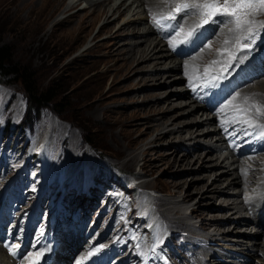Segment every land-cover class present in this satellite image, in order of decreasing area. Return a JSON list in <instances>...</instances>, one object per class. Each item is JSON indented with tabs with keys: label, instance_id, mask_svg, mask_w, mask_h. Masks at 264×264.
Segmentation results:
<instances>
[{
	"label": "rangeland",
	"instance_id": "1",
	"mask_svg": "<svg viewBox=\"0 0 264 264\" xmlns=\"http://www.w3.org/2000/svg\"><path fill=\"white\" fill-rule=\"evenodd\" d=\"M16 1L21 0H0V45L10 48L12 63L25 67L34 74L33 78L38 88L55 86L58 95L54 103L43 107L36 117L30 119L25 114L26 98L20 80L13 76L0 78L1 202L6 198L5 192H8L19 209L16 212L24 216L26 223L32 215L36 214L46 221L53 208L61 204L60 195L71 189L72 192L69 191L67 194V202L75 198L78 193L80 194L69 207L70 212H75L77 209L85 210L84 215L88 216V224L91 227L94 223H99L98 226L102 223L104 228L112 222V231L116 233V236L123 233L133 221L136 222L140 217L133 219V214L139 215L143 209L145 215L142 216L146 219L139 226L133 222L129 228L135 229L130 230L127 236L137 238L138 233L143 232L151 222L152 226L147 229L146 236L138 243L146 251H151L158 243L153 253L160 261L162 258L164 261L168 258V264H175L176 261L182 262L183 249L179 250L177 245L181 243L185 245L189 241L187 252H190L189 254L192 251L197 252L195 259L203 258L204 264H216L218 261L221 264H264V247H252L251 244L261 243L264 246V227L263 231L261 229L258 231L256 229L259 228L251 223L235 225L239 218L248 217L250 219L251 216L254 217L253 215L260 216L258 212L248 214L247 207L244 209V203L247 204L244 198L257 182L262 185L260 177L264 173V156L241 155L237 159L235 157H233L234 160L229 159L222 167L216 165L209 169V165L214 164L219 158L218 162L221 163L229 155V151L224 152L222 147L216 149V152L210 151L217 146L216 138L211 134L214 125L219 127L215 122L206 124L191 122L182 134L165 135L156 141L154 140L158 134L164 131L158 129L152 131L153 134L140 136L143 141L134 148L126 150L127 152L132 151L137 157L132 165L118 153L115 143L105 138L106 131L110 128L109 124L115 119L122 124V126L113 125L115 130L127 127V130L134 129V126L142 122V119L130 120L128 126L124 125L122 122H126L124 121L126 119H121V113L129 114L132 110H140L142 106L137 104L140 103L143 94H157L156 98L163 100L169 95L170 89L185 85L184 82L190 73L186 70L203 69L205 71L208 67L221 65L223 63L221 60L231 55V51L223 46L224 41L219 43L212 38L210 44L214 43L218 46L221 44L220 53L214 54L212 58L205 57L203 61L195 58L196 63L185 67V70L181 72H169L168 69L171 66L162 68L154 67L153 64L139 69V73L133 76V81L138 82L146 76H156L157 79L151 80L153 83L144 86L133 85L131 88V85H127L131 78L127 79L124 75L117 76L115 69L120 63L114 60L116 55L110 54L109 47L112 40L109 38V33L101 29L104 24L103 16L95 19L91 26L85 27L86 22L93 17V14L86 8L87 1L80 0L77 7L68 11L72 14L78 13V16L71 18L70 23L61 21L66 18L62 10L71 0H32L31 9L26 6L15 9L14 2ZM117 1L113 0V3ZM174 1L171 0L170 3ZM173 4L170 5L173 6ZM172 6L169 8L171 9ZM143 14L145 22L133 23L131 26H139L143 29L150 25L151 14L148 16ZM154 14L159 15L160 13L155 12L152 15ZM112 16L114 20L109 25L113 35L121 27L122 18L118 13ZM263 18L264 13L256 16L257 20H263ZM56 22L61 23L56 24ZM83 25L84 27L80 29ZM131 26L124 31L126 34L123 32L121 38L116 40L118 43L116 47L119 49L139 39L132 37L129 32L133 28H130ZM229 28L231 27H226L223 31ZM153 37L149 35L147 39L152 40ZM196 55L198 52H195ZM216 55L223 56V59L219 58V60ZM195 56L191 54L185 58L186 60L177 56V59L183 62L185 60L184 63L189 64L188 59L192 60ZM166 60L169 61H166L167 63H172L171 60ZM153 61L155 60L151 62ZM167 75H175L181 80L171 84L169 82L171 77ZM262 79L264 78L258 80L262 81ZM185 88L188 89L186 85ZM257 94L264 99L263 91ZM188 96L184 95L181 99ZM130 97L132 99H129ZM190 101L199 107L196 101L193 99ZM91 104L101 106L90 110L88 108ZM258 105L264 107V105ZM100 108H106L109 111L106 112L108 118L102 114ZM145 108L147 107L141 109ZM179 112L177 108L170 109L166 118L177 115ZM199 114L203 120L206 119L202 111H197V115ZM252 115L254 117L253 113ZM258 120L264 122V116ZM218 123L222 124V122ZM143 126L138 128H143ZM169 127L168 129H171L174 126ZM187 130L190 133L186 132ZM200 131L209 134L201 136L198 134ZM20 134L24 135L23 139H20ZM136 134L137 132H133L132 136ZM84 137L89 144L84 141ZM117 140L123 146L125 140L119 134ZM71 146L75 147V152H71L73 155L69 152ZM148 147L149 151L145 157L150 159L149 169L145 173L141 169L144 155L141 151ZM31 152L34 154L33 157L25 163ZM185 156L188 162H192L190 167L182 165ZM210 158L211 160H208ZM252 158L260 162L258 160L254 162ZM73 161H75V166H73ZM176 161L179 162L178 165ZM204 166H207V169ZM60 169L63 171L60 174L61 178L56 179ZM97 170L102 171L105 176L110 175V178L103 177L98 181L93 180L96 188L89 192L86 190V184L94 178ZM224 170H229V173L217 180L221 176L220 171ZM252 170L261 174L254 173L255 177H252L250 175ZM79 171H83L82 179L77 181L72 176ZM236 174L243 176L244 187L237 184L230 185ZM114 176L121 177L122 181L114 179ZM67 177L73 179L64 186L63 182L67 181ZM55 180L57 184H54ZM170 184H178L181 187L180 193L174 196L168 194L171 189L170 186L168 187ZM90 185L91 183L88 186ZM25 192L30 196L26 197ZM185 194H191L190 200L176 204L175 202ZM111 197L112 202L118 204L119 207L108 212ZM154 198L164 199L165 205L155 204ZM240 203L243 206H240L242 210L236 207ZM137 209L139 210L135 212ZM192 210H196L197 213L190 215ZM174 212L180 215L181 223L178 227L166 218L176 216ZM79 213L83 214V212ZM206 221L210 222L208 223L209 228L203 230L199 225ZM170 230L172 234H175L174 237L170 235ZM241 230L246 231L247 238L243 241L250 243L244 248L236 244L238 240H241V233L238 234L235 231ZM222 231L229 232L223 234ZM209 235H212L218 244H208L205 237ZM133 238L130 239L133 240ZM170 239L173 255L169 252L168 246H164V242ZM203 252L204 254H201ZM215 256L217 260L213 259ZM149 261L150 259L146 264H151ZM191 262L194 263V261ZM4 263H6L5 255L1 251L0 264Z\"/></svg>",
	"mask_w": 264,
	"mask_h": 264
},
{
	"label": "bare ground",
	"instance_id": "2",
	"mask_svg": "<svg viewBox=\"0 0 264 264\" xmlns=\"http://www.w3.org/2000/svg\"><path fill=\"white\" fill-rule=\"evenodd\" d=\"M79 1L80 0H71L65 5V7L63 8L62 11L66 14V16H65L66 18H65V20H63L61 22L70 23V20H71L72 17L78 16V13L72 14V13H69L68 11L70 9H72L73 7H75L77 5V3H79ZM85 1H87L86 8L91 12V14H93V17L88 22H86L85 27L86 26L87 27L91 26L92 22L95 19L103 16L104 24L102 25L101 29H103L106 32H108L109 35H110L109 38H110V40H112L111 46L109 47L110 48V54L116 55V56H114L115 57L114 60L115 61H119V63H120V65L117 63L118 67L116 66V69H115L116 73H117V76L124 75L127 79L131 78V80L127 82L128 83L127 85L128 86L131 85V88H133V85L144 86V85H147L149 83H153V82H151V80L153 81V80L157 79L156 76H152V77L146 76L144 78H141L138 82L133 81V76L136 73H139L138 70L142 69L144 67H147V65H149V64H153L154 67H162V68H165L166 66H171L170 69H168L169 72H181V70H183V71L185 70V66L186 65L187 66H192L193 63H196L194 61L195 58H198V59L203 61V60H205V57H207V59L208 58H212L214 54L220 53L219 50L221 49L220 48L221 44H219V46H218V44L215 45L214 43L210 44V42H211V40H210V41H208L206 47L203 50L196 51V52H198V55L195 56V54H194L195 57H193L192 60L188 59V61H190L189 64L188 63L185 64L184 62H185L186 59L184 60V62L181 61L180 59H177L179 57V56L177 57L178 53L176 52L174 47L169 44V39H171L172 36H169V38H167V35H165L163 32H161V31H159L157 29H154L152 24L147 25V27H145L143 29H140L139 26L138 27L137 26L136 27L135 26H131L133 23H138V22L139 23L140 22L144 23L145 22V18H144V14L143 13H145V15H147V16H148V14H151V18L150 19H152V16H153L152 14L153 13H155V12L161 13L162 10L163 11L165 10V11L168 12V10L170 9L169 7L172 6V5H170L171 3L175 4V3L181 2V0H175L174 2H171V3H170L171 0H166L164 2L162 0H118L115 3H113V0H85ZM129 1H131L130 4H128ZM200 1H202V0H199V2ZM219 2L222 4L223 0H219ZM31 3H32V0H21L20 2H18V1L14 2V6H15V9H21V8H23L25 6L28 7L29 9H31L32 8V4ZM174 4H173V6H174ZM121 7H122L123 10L121 9ZM114 13H118L119 16H121L122 25L112 35V28H111V26L109 24L112 23V21L114 20V19H112V17H113L112 15ZM180 18H181L183 23L184 22H189V20H190L189 18H184V17H180ZM249 18L251 19L252 17H249ZM225 19H227V18H225ZM255 19H256V17H255ZM263 20H264V18H263ZM61 22H56V24L61 23ZM71 26H72V24H71ZM129 26H131L130 28L133 27L132 30L129 31L131 33L132 37H137L139 39L137 41H135V42L128 43L127 46H124V47L121 46L122 48L119 49L118 47H116V45L118 44L116 42V40L121 38V35L123 34V32L125 30H127V28ZM83 27H84V25L82 27H80V29H82ZM229 27H232V25H230ZM223 32H222L223 34L221 33V34H218V35H214L212 37V38H214L213 40L214 41H218L219 43H221L226 38L230 39V43L227 44V45L223 44V46H226L229 49V51H231V52L235 51V58L243 59L244 58V54L242 53V51L238 50L237 46L234 49L235 42L231 41V37L233 36V33H231L229 31V29H227V30H225ZM124 33L126 34V32H124ZM156 33H158V35H156ZM50 34H52V33H50ZM105 34H107V33H105ZM149 35L154 36L152 40H150V39L148 40L147 39V36H149ZM263 41H264V30L261 31L259 38L256 40V43L251 47V50L250 51L248 50L250 52V54H251V58L256 60L257 62H260L261 65H264V60H260V53L264 49V42ZM209 45H210V48H208ZM216 56H217L218 59L219 58L223 59L222 58L223 56H220V55H219L220 57L218 55H216ZM166 59L171 60L172 63H167L169 61H167ZM152 60H155V61L151 62ZM219 60H217V61H219ZM227 60L230 61L229 59H227ZM222 61L223 60H221V62ZM230 62H228V63H230ZM222 64L223 63H221V65ZM220 68H215V69H220ZM256 71L258 72V70H256ZM133 72H134V74H132ZM168 76L171 77V79L169 80V82L171 84H175L176 82L181 80L180 78L176 77L175 75H171V76L167 75V77ZM158 80H159V78H158ZM239 83H241V85H239L238 87H234L236 84H239ZM230 84H231L232 93H233L232 94V99L235 97V99H233L234 102H236V103H238L240 105H243L242 101L244 100V98L245 97H249V103L250 104L251 103H256L257 105L258 104L264 105V99H262L259 96H257L258 92L263 91V93H264V79H262V81L261 80H253V81L248 80V81H246V80L240 78L239 74H235L233 76V79L230 81ZM255 85H256V87H255ZM169 92H170L169 95L167 97H164L163 100L157 99L156 98L157 94H152V95L151 94H143L141 96L140 101H139L140 103L137 104V105H140L142 107H147V108L141 109L142 107H140V110L139 109L132 110L129 114H122L121 113V116H122L121 119L122 120L126 119V120H124L126 122H122V123L124 125H127V126H128V123H129L130 120H139V119L141 120L142 119L141 120L142 122H140V124H138L137 126H134L135 127L134 129L127 130V128H128L127 127L126 129L125 128H120L118 130H115L112 127L113 125L119 124L120 126H122V124L119 123L117 119H115V121H113L111 124H109L110 128H109L108 131H106L105 138L109 139V140H111V141H113L115 143L116 150L118 151V153L122 157H124V159L128 163H130L131 165L136 162L137 157L132 151H128L127 152L126 150L127 149H132L136 145H139L143 141V138L141 139L140 136L153 134L151 132L155 131V130H158V129L164 131L161 134H158V136L154 140V141H156L158 139H161L165 135L173 136L174 134H179V135L182 134L184 129L186 127H188V124L191 123V122H194V123L201 122L202 124H206V123H209V122L210 123H214V121L212 119H209V118L207 119L206 118V119L203 120V118L201 117V114H199L200 117H199V115H197V111H199V110L202 111L203 108H200L196 104L191 102L190 101L191 99L189 100V98H188L189 96L187 98H185V99H181L182 96L189 95L188 94V89L185 88V85H183V86L179 85V87H176L174 89H170ZM129 99H132V98L130 97ZM99 106H101V105L100 104H91V106L88 109L92 110V109H95V108H97ZM244 106H246V105H244ZM101 108H100V111L102 110L101 111L102 114H104V116H106L108 118V116H107L108 114L107 113L109 111L106 110V108L105 109L104 108L101 109ZM173 108L179 109L180 112L177 115H173L171 117L166 118L168 116V114H167L168 110L173 109ZM252 113L254 114V112H252ZM254 117H255V114H254ZM259 122H261V121H259ZM169 123H170L171 126H174V127L171 128V129H168V128H170L169 127L170 125H168ZM142 125H144L143 128H138L139 126L141 127ZM212 131L213 132H211V134L213 136H215V138H216V142L215 143H216L217 146L214 147V149L213 148L210 149V151H215L216 152V149L218 150V148H220V147H222L224 149L223 142H222L223 139L220 136L221 135L220 134V127H218V126L215 127V125H214ZM133 132H137L136 136H132ZM186 132L190 133L189 130H187ZM206 133H208V132H206ZM118 134L120 135V137L122 139L125 140L123 142V146L117 140V135ZM198 134H200L201 136H205V135H208L209 133L208 134H204V132L200 131V133H198ZM20 135H21L20 139H23L24 135L23 134H20ZM76 136H77V134H76ZM75 144H76V142H75ZM212 145H213V143H212ZM72 151L75 152V147L71 146L70 150H69L70 155H73V154H71ZM148 151H149V147L145 148V149H143L141 151L144 154L143 157H142L143 165H142L141 169L145 173L149 169L148 161L150 159L145 157V155L148 153ZM67 153H68V151H67ZM233 157L234 156H233L232 151H231V152H229V155H227V157H225L222 160L221 163L218 162L220 160V158H219V160L216 159L218 161L215 160L216 162L214 164L209 165L208 167H209V169L213 168L212 166H216V165H218V166L221 165V167H222L226 163V161H228L229 159L232 160ZM235 159H237V156L235 157ZM208 160H211V158L208 159ZM233 160H234V158H233ZM252 160L254 162H258L259 161L258 159H257L258 160L257 161L256 158H252ZM75 161H73V166H75L74 165ZM185 162H186V164H184ZM176 163H177V165L179 164L178 161H176ZM184 163H182V165H185V166H188V167H190L192 165V162H188L187 161V156H185V158H184ZM204 167H205V169H207V166H204ZM62 172L63 171L61 169L58 171L56 179L60 178V174H62ZM82 172H80L79 174L77 173L76 176H75L76 178L74 177V179L77 180V181H80L81 177H82ZM228 173H229V170L220 171L221 176H219V178H217V180H220L222 175H225V174H228ZM254 173H258L259 175L261 174L260 172H256V171L252 170L250 172V175L252 177H255ZM77 175H78V177H77ZM78 179H80V180H78ZM54 184H57L56 180H55ZM234 184H237L238 186L240 185L241 187H244L245 183H244L243 176L239 175V174H236V176L234 178H232V181H231L230 185L232 186ZM146 185H148V184H146ZM169 186L171 187V189L169 190L170 193H168V194H171L172 196H174L177 193H180L179 191H180L181 187L178 184H170V185H168V187ZM91 188L95 189L94 186H92ZM69 191H72V190L68 189L64 193V195H63L64 199L67 197V194H68ZM211 193H213V192H211ZM214 193H216V192L214 191ZM190 195L189 194H185L184 196H182L175 203L176 204L177 203H185V202L189 201L190 197H191ZM248 195H249V192H248V194L246 196H248ZM25 196L28 197V196H30V194H27L25 192ZM143 196H144V194H143ZM77 198H78V196H76L72 200L70 205L73 204L76 201ZM24 200H26V199H24ZM83 201H84V199H83ZM152 201H153V199H152ZM154 203L159 205V206H164L166 202L162 198H154ZM108 204H109L108 205V209H109L108 212H112L113 209H117L119 207V205L116 204V203L113 204L112 208H111L112 202L108 203ZM240 206H242V203H240V205H238L236 207H238L239 209L242 210L243 208H241ZM238 211H240V210H238ZM165 212H166V209L163 211V213L165 214ZM260 212L264 213V210H261ZM195 213H197L196 210H192L190 215L191 214H195ZM174 214H177V215L176 216H171L170 218L168 216L166 218H167V220L169 222H172L175 226L178 227L179 224L181 223V221L179 220L180 219V215H178V212H174ZM91 215H92V213H91ZM142 215H144V214H141L139 216L140 218L136 222L133 221L135 223V225L139 226V224L142 221L145 220L146 217L142 216ZM85 216L88 218L87 215H85ZM11 217H12L11 219H15L16 215L15 214H11ZM246 219L239 218L235 222V225L241 226V225H247L248 223H251V224L254 223L256 226H259L260 224H262V222H260L259 220H255L254 218H253L254 220H250V219L246 220ZM208 223H210V222H208V221H206V223L202 222V224H200L199 227L201 229H203V230H206V229L209 228L208 227ZM100 227L101 226L97 225L95 229L97 230ZM109 227H110V224H108L107 228H109ZM10 228H14V226H12ZM168 229H169V227H168ZM54 232L57 233L58 235L62 234L59 228H57ZM143 232L145 234L146 231H143ZM169 232H170V235L172 237H174L175 234H172L171 230ZM225 232H229V231H222L223 234H225ZM235 233H238V234L241 233V237H240L241 240H238L236 242L237 245L241 246L242 248L250 245V243H246L245 241H243L244 238H247L245 236V234H246L245 230L244 231H242V230L241 231H235ZM35 235H38V234H35ZM35 235L33 236V239L35 238ZM179 236L181 237V235H179ZM205 240L208 242V244H218L217 240H215L212 235H209V236L205 237ZM70 241H75V242L73 244V243H70ZM86 241H87V236L84 237L82 235L81 236L77 235L74 239H69V242H68L69 246H66L65 248L61 249V250L65 251L63 253L65 255V259L66 260H64V261H65L66 264H70L71 263V260H72V257L74 255V253H76V252L78 253L82 249L85 250V242ZM170 241H171V239L169 241H166L164 243V246H168L169 252L171 254L172 253L174 254L173 247L170 246V243H169ZM230 241H232V240H230ZM125 242H126V244L122 247L123 254L125 255V257L122 260L116 262L115 264H144L143 263V256L141 255V252L143 251V246L138 244V243H135L134 242V238L132 240V239L128 238L126 235H125ZM250 242H253V241H250ZM188 243H189V241L185 245H183L184 243L183 244L181 243L180 245H177V247H179V250L183 249V251H182L183 260H182V262H180V261L177 262L176 261L175 264H204L203 258L202 259H195V256H196L197 252L195 253L194 251H192L191 254H189L190 252L189 253L187 252L186 249L188 248L187 247ZM251 244H252V247H255V246H258V248L261 247V246L264 247L261 243H251ZM35 247H37L36 244L32 243V242L28 246L25 245V247H24L25 251H26L25 264H31L33 259L35 260L36 257H34V255H32V252H31L32 249H34ZM3 248H4L3 245H0V252L3 250ZM17 250L18 251L20 250V246L17 247ZM71 254H73V255H71ZM201 254H204V252L201 253ZM167 259H166V261L162 260L160 263L161 264H168L167 263ZM213 259L217 260V257L215 256ZM191 261H194V263H192ZM9 264H12V262H10ZM56 264H60V263H58V261H57ZM216 264H221V262L218 261V262H216Z\"/></svg>",
	"mask_w": 264,
	"mask_h": 264
},
{
	"label": "snow or ice",
	"instance_id": "3",
	"mask_svg": "<svg viewBox=\"0 0 264 264\" xmlns=\"http://www.w3.org/2000/svg\"><path fill=\"white\" fill-rule=\"evenodd\" d=\"M181 12H184L186 15L199 16L200 23L190 27L187 31L179 24L172 25L165 23V21L169 20L175 21L177 15ZM260 13H264V0H223L222 4L219 0H204L203 3L199 2V0H181V2L175 3L174 7L167 14L163 12L159 15L154 14L152 19L159 28L173 29V36L169 39V44L174 47L177 43H187L198 28L212 21L214 17L223 16L227 19L214 22L232 25L229 28V31L233 33L231 41H234L240 50L247 49L250 51L259 38L261 31L264 30V20L255 19ZM249 17L252 18L250 19ZM229 43L230 39L226 38L224 44L227 45ZM213 63H216V61H213ZM185 67L187 68L188 66L186 65ZM207 72L208 69H205V74ZM212 79H218V77H212ZM243 104L247 107L235 105L237 115L232 118V122L247 125L249 128H255L258 130V138H264V124L254 123L253 118L249 116V112H254L256 119L264 116V107L255 103L249 104V97L244 98ZM247 134L251 135L252 133ZM4 246L13 255L16 254L13 249L18 247V245L10 246L5 244ZM95 251H99V249L97 248ZM41 255L43 253H36L37 257ZM32 264H35V261H32Z\"/></svg>",
	"mask_w": 264,
	"mask_h": 264
},
{
	"label": "trees",
	"instance_id": "4",
	"mask_svg": "<svg viewBox=\"0 0 264 264\" xmlns=\"http://www.w3.org/2000/svg\"><path fill=\"white\" fill-rule=\"evenodd\" d=\"M16 77L22 83L23 93L26 98L25 114L31 119L38 115L40 109L54 103L58 92L55 86H47L44 89L38 88L34 81V74L25 67H19L11 62L10 48L0 45V78ZM84 141L89 144V141Z\"/></svg>",
	"mask_w": 264,
	"mask_h": 264
}]
</instances>
